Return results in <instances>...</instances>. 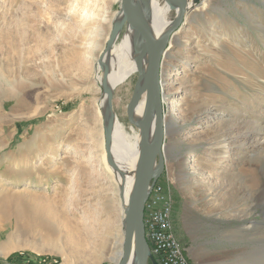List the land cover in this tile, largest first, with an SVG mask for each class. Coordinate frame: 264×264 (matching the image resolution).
Here are the masks:
<instances>
[{"label":"rangeland","instance_id":"1","mask_svg":"<svg viewBox=\"0 0 264 264\" xmlns=\"http://www.w3.org/2000/svg\"><path fill=\"white\" fill-rule=\"evenodd\" d=\"M121 3L0 0V264L120 262L101 77ZM197 4L163 58L156 181L189 264H264V0ZM138 83L112 95L131 134Z\"/></svg>","mask_w":264,"mask_h":264},{"label":"bare ground","instance_id":"2","mask_svg":"<svg viewBox=\"0 0 264 264\" xmlns=\"http://www.w3.org/2000/svg\"><path fill=\"white\" fill-rule=\"evenodd\" d=\"M185 1L187 2L188 10L193 9L200 2V0ZM204 4L205 1L203 2ZM134 10L146 22L155 42L163 44L166 34L172 26V21L168 18V14L171 11L169 6L166 3H161L160 0H134ZM115 26L112 28L111 37L109 36V45L105 49L106 52L102 62V69L104 70L105 76L103 75L101 80L105 92L101 107L106 121L105 129L109 125L113 128L112 159L120 171H116L110 166L109 168L114 170L115 180L120 189V202L122 209L126 212L131 207L136 182L140 157V129L137 124H140L143 117L146 98H142L134 109V121L136 123L134 125L138 129L133 134L126 130L125 125L116 116L110 99L112 98L114 88L127 82L132 75L138 74L139 86L146 81L148 75V53L144 40L129 26L123 10L119 13ZM124 26H126V31L123 32ZM178 31L173 34L172 39ZM155 135L156 123L153 121L150 142H153ZM104 160L107 162L106 155H104ZM135 245L136 241L134 239L133 250L130 253L127 264H137ZM122 254V249H120L117 254V262L122 257Z\"/></svg>","mask_w":264,"mask_h":264},{"label":"water","instance_id":"3","mask_svg":"<svg viewBox=\"0 0 264 264\" xmlns=\"http://www.w3.org/2000/svg\"><path fill=\"white\" fill-rule=\"evenodd\" d=\"M164 2L169 6L170 10L176 12V16L172 21V26L167 32L163 44L155 42L146 22L134 10V0H122L121 3V10L124 11L129 26L144 40L148 53V75L146 81L141 86L139 84L136 86L134 97L127 109L129 121L136 125L134 121V109L141 101L144 91L147 92L143 117L140 124H137L140 129V157L131 207L126 211L125 240L119 264H127L130 253L133 250L134 239L136 241L137 264H148V259L151 260L152 264H158L150 252L145 234L144 208L150 189L160 174V168L156 166V160L158 157L162 158L164 153L166 125L162 93L163 58L170 46L173 34L183 25L188 11L185 0H164ZM110 103L112 105V98L110 99ZM153 121L156 123V135L153 142H150ZM112 133L113 128L109 125L106 128L105 134L107 161L114 170L120 171L112 159Z\"/></svg>","mask_w":264,"mask_h":264},{"label":"built area","instance_id":"4","mask_svg":"<svg viewBox=\"0 0 264 264\" xmlns=\"http://www.w3.org/2000/svg\"><path fill=\"white\" fill-rule=\"evenodd\" d=\"M172 210L169 191L156 181L150 189L144 208L145 233L150 252L159 264H189L174 234Z\"/></svg>","mask_w":264,"mask_h":264},{"label":"flooded vegetation","instance_id":"5","mask_svg":"<svg viewBox=\"0 0 264 264\" xmlns=\"http://www.w3.org/2000/svg\"><path fill=\"white\" fill-rule=\"evenodd\" d=\"M166 134H167V131H166ZM166 134H165V138H164V149H165V141H166Z\"/></svg>","mask_w":264,"mask_h":264}]
</instances>
